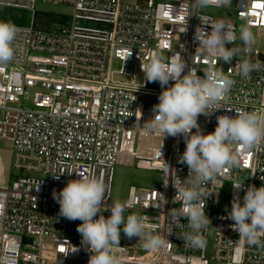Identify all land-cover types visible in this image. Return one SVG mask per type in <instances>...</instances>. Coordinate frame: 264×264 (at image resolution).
Returning <instances> with one entry per match:
<instances>
[{"label": "built area", "instance_id": "2783aa9c", "mask_svg": "<svg viewBox=\"0 0 264 264\" xmlns=\"http://www.w3.org/2000/svg\"><path fill=\"white\" fill-rule=\"evenodd\" d=\"M38 2L68 5L72 16L69 24L47 30L16 26L13 59L0 65V139L12 144L14 169L43 176H20L11 185L0 186V264H88L90 253L81 247V236L69 232L68 220L59 215V204L52 197L54 189L60 191L76 174L65 171L59 179L53 174L72 168L81 176L102 177L107 186L106 207L114 204L112 183L118 164L158 171L163 179L166 161L180 179L188 175L187 166L178 163L186 147L181 136L162 141L135 126L140 111L141 124L153 115L152 108L141 110L140 97L154 93L157 104L162 91L159 82L143 83L141 63L154 52L166 61L180 54L186 64L198 68L201 77L203 71L222 67L235 80L228 97L220 102L222 109L210 117H198L206 134L215 130L218 115L234 116V109L264 115V51L255 43L253 51L244 54L243 58L262 65L248 78L237 73L236 58L231 64L217 63L195 54L198 42L193 37L201 20L188 17L192 0H0V5L34 9ZM230 5L232 0L224 7ZM233 7L236 21L230 23L235 34L240 21L255 30L256 42L264 40V0H236ZM200 15L217 21L207 13ZM206 30L211 29L206 26ZM162 143L164 161L158 158ZM239 159L240 168L228 170L207 190L214 193L221 184L236 179L244 180L245 188L264 184V150L242 152ZM223 187L218 198L212 195L204 200L206 215L215 222L208 258L206 244L194 248L180 238L189 230L186 219L176 225L166 221L169 209L179 207L172 203L176 190L171 176L167 187L163 180L160 188L132 185L124 203L126 212L148 216L146 223L154 234H172L163 233L170 242L150 252L139 237L128 239L123 233L121 245L113 250L119 264H264V247L249 246L232 229L233 221L224 218L236 190L232 186L224 207ZM158 194L167 201L163 209L156 208ZM238 194L242 202L243 189ZM103 211L102 207L107 218L110 210ZM202 235L206 241L207 229ZM73 246L79 251L70 252Z\"/></svg>", "mask_w": 264, "mask_h": 264}, {"label": "clouds", "instance_id": "9594fccd", "mask_svg": "<svg viewBox=\"0 0 264 264\" xmlns=\"http://www.w3.org/2000/svg\"><path fill=\"white\" fill-rule=\"evenodd\" d=\"M228 3L229 0H192L188 17L195 15L201 20L193 37L198 42L195 54L216 59L217 63L222 60L231 64L236 58L237 73L248 78L262 69L260 62L243 58L256 43L251 28L241 26L238 37L241 44L232 46L237 36L230 22L223 19L213 22L207 16L200 15L204 9L221 8ZM206 26L211 30L207 31ZM18 31L10 21L0 20V65L13 59V45ZM140 67L144 74L143 83L159 82L162 91L158 96L159 102L152 108V117L141 124L140 111L141 116L137 118L135 126L142 128L145 134L162 138V141L169 136H181L186 145L178 157V163L188 168V175L184 179L176 175L175 169L170 172L169 164L162 158L163 143L159 149L158 158L164 161L162 180L167 187L171 176V186L176 190L172 203L179 205L169 209L167 217L162 215L170 225L181 223V218L186 219L189 230L180 238L187 245L203 248L206 241L202 233L211 223L205 212L204 200L212 195L218 198L224 184L214 193L208 191L207 186L217 183V178L228 170L240 168L242 152L264 150V115L257 111L234 109V116L218 115L215 130L205 134L198 117H210L222 109L220 102L228 97L235 80L225 75L222 67L203 71L204 76L201 77L197 74L198 68L186 64L180 54H174L170 61H166L159 52H154ZM65 171L68 175L75 173L76 179L69 180L58 192L54 189L52 197L59 204L61 217L81 221L77 232L81 236V247L90 253L88 264H119L113 250L119 246L121 232L128 239L139 237L142 247L150 252H156L170 242L163 233L171 235L172 231L155 234L149 231L150 225L146 223L148 216L130 214L125 217L127 209L120 202L106 207L103 202L107 186L102 177L95 174L81 176L78 171L69 168L59 175L53 174L54 178L59 179ZM230 183L236 194L231 210H226L227 216L224 218L233 221L232 229L249 246L264 247V184L245 188L244 180H231ZM241 189L244 191L242 202L238 194ZM36 190H39V186ZM158 197L156 208L163 209L167 201L162 194H158ZM102 207L104 211L110 210L107 218L101 212ZM77 251L79 248L73 246L70 252Z\"/></svg>", "mask_w": 264, "mask_h": 264}, {"label": "rangeland", "instance_id": "374dc122", "mask_svg": "<svg viewBox=\"0 0 264 264\" xmlns=\"http://www.w3.org/2000/svg\"><path fill=\"white\" fill-rule=\"evenodd\" d=\"M202 12L213 16L216 20L223 19L226 22L236 21V8L233 6L221 7V8H207ZM72 16V8L65 4H54L48 2H38L33 10L22 9V8H12L0 5V20L10 21L11 23L19 24L22 26H32L37 29L47 30L62 24H69ZM241 26H244V22H236V36L237 40L235 45L239 46L241 44L239 40V33ZM255 34V30L251 29ZM257 47L264 51V40L256 42ZM255 47H252V51ZM245 56V55H244ZM157 95L151 92L143 94L139 99V105L142 111L153 108L156 104ZM2 111L0 110V116ZM13 153H11L12 162ZM3 159H0V165L3 163ZM10 172L8 175L0 172V186H9L12 182L20 176L29 177H43L40 174L33 172H26L23 170H16L12 167L10 163ZM162 183V174L158 171L152 170H142L135 166H128L124 164H118L115 167V174L112 183V203L120 202L122 204L128 198V192L132 185L143 189L160 188ZM232 192V185L230 182H225L222 192V204L224 207L228 206ZM132 213L126 212L124 216L127 217ZM216 213H213L215 215ZM140 215V214H136ZM81 221H69L67 223V228L73 237H80L77 232V226ZM122 235L119 245L122 243ZM215 236V222L211 221L207 227L206 236V256L209 258L212 255L213 243Z\"/></svg>", "mask_w": 264, "mask_h": 264}, {"label": "crops", "instance_id": "0c3cea01", "mask_svg": "<svg viewBox=\"0 0 264 264\" xmlns=\"http://www.w3.org/2000/svg\"><path fill=\"white\" fill-rule=\"evenodd\" d=\"M132 2H143L145 0H127ZM26 9V8H22ZM33 10V9H29ZM15 26L19 27H32V26H22L19 24L13 23ZM11 153H12V144L9 140L0 139V159H3V163L0 165V172L5 173L6 175L10 172V163H11ZM2 182V181H0Z\"/></svg>", "mask_w": 264, "mask_h": 264}, {"label": "water", "instance_id": "95a60500", "mask_svg": "<svg viewBox=\"0 0 264 264\" xmlns=\"http://www.w3.org/2000/svg\"><path fill=\"white\" fill-rule=\"evenodd\" d=\"M235 2H236V0H232V6H234V5H235Z\"/></svg>", "mask_w": 264, "mask_h": 264}]
</instances>
